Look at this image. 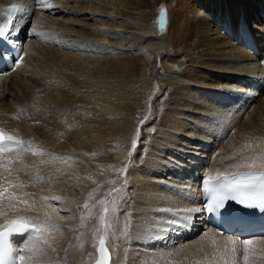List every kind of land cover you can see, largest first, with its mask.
I'll use <instances>...</instances> for the list:
<instances>
[{
  "label": "bare ground",
  "instance_id": "obj_1",
  "mask_svg": "<svg viewBox=\"0 0 264 264\" xmlns=\"http://www.w3.org/2000/svg\"><path fill=\"white\" fill-rule=\"evenodd\" d=\"M96 1L104 0H55L48 5L45 0H0V26L8 24L7 14L19 5L21 12L15 17L13 29H18V34L23 29L26 37L31 38L24 44L27 55L23 64L15 73L0 77V127L25 141L26 147L30 142L33 149H42L59 159L55 165L41 164L39 157L29 152L8 165L16 152L0 155V187H8L9 192L21 198L10 202L5 194L0 199V229L8 221L22 217L39 221L51 217L58 225L54 238H50L56 252L51 253L47 245H41L45 252L37 251L27 264L37 261L59 264L65 258L69 264H92L96 254V249L91 247L94 229L99 225L98 216L103 207L99 201L106 198L112 223L107 240L113 264H165L168 262L166 255L203 243L213 252L211 238L219 242L220 252H223L224 245L234 239L206 228V218L200 211L202 185L199 180L217 173L229 175L264 170L261 166L264 137L244 134L238 124L257 101L256 95L250 97L251 92L262 91L264 67L261 65L262 71L258 73H246L238 69L242 66H235L232 70L237 69L239 77L234 74L228 79H222L221 69L217 70L219 72L206 70L204 76L189 68L208 63L216 69L217 59L225 58V53L231 51L228 45L243 35L239 31L240 24L245 33L254 32L247 33L248 42L254 47L252 51L256 46L260 50L264 44V0H121L124 10L128 9L117 14L124 19L125 33L122 35L116 30L122 26L110 23L107 14L102 22L96 18L100 17L96 14ZM161 3L172 8L176 15L174 21H169L166 7L158 9ZM239 3L247 8L246 20L249 18L254 25L260 23L259 26L248 24L250 28L245 30V15L244 18L243 15L238 19L229 18L230 12L235 13L241 7ZM90 7H93L92 12L88 10ZM149 9L157 10L155 17ZM162 9L167 12L165 30L158 29ZM205 12L212 20L203 17L204 23L200 24L197 15ZM218 15L220 20L216 21ZM18 21H21L20 27ZM106 26L109 31L103 30ZM222 30L231 36L224 35ZM107 37L112 38L117 52L101 43ZM195 38H198V46L192 48L187 43ZM44 40L47 42L43 43ZM129 45L140 53L132 54V48L125 50ZM234 48L241 47L236 44ZM204 53L209 54L207 58L210 59ZM245 55L250 61L258 62L252 54ZM44 62L48 67H43ZM162 64L168 66L165 74H160L164 68ZM135 66L137 72H134ZM151 68L157 71L158 80L165 88L163 99L153 102L161 106L162 124L154 123L156 130L149 138L135 139L146 98L147 71ZM240 71L246 76L239 74ZM207 76L222 80L215 83ZM200 80L206 85L195 84ZM246 82H251L253 87L250 94ZM221 84H225V94L217 90ZM185 86L202 91L207 87V94L202 92L205 99L216 96L221 104L230 102L226 97L238 99L236 92L243 94L240 98H248L237 110L223 111L210 101L208 105L200 100ZM60 97H67L69 101L63 104ZM191 98L195 102H191ZM180 112L198 115L203 120L213 113L217 121L208 122L209 128L214 130L220 124V129L209 133L210 129L201 128L194 142L177 146L185 137L178 136L177 141L173 132H183L184 126L191 124L190 119L194 120L181 117ZM230 112L232 116L228 115ZM233 130L239 131L236 139L244 150L221 152L204 161L209 158L205 148L219 151ZM61 132L63 135L59 134ZM220 135L223 138L219 142ZM132 151H137L141 157L139 163L148 169L147 177L137 174L135 168H127L123 179L114 184L118 192L109 196L106 182L111 184L114 169L126 158L125 152L131 155ZM253 163L255 167H250ZM5 167H11L12 173L5 171ZM77 178L84 179V184L85 179L99 180L100 184L82 186L74 182ZM11 183L25 186L12 189ZM127 187L132 190L128 191ZM130 192L136 196H131ZM113 198L115 214L111 212ZM84 203L89 204V209L83 208ZM81 216L85 217L83 225ZM32 239L33 236L27 243L23 242L24 246L30 245ZM252 240L255 264H258L264 255L261 252L264 238ZM235 241L236 260L233 261L230 253L223 258L217 254L212 264H224L225 260L228 264H243L241 243ZM80 243L84 247L77 249L75 246Z\"/></svg>",
  "mask_w": 264,
  "mask_h": 264
},
{
  "label": "rangeland",
  "instance_id": "obj_2",
  "mask_svg": "<svg viewBox=\"0 0 264 264\" xmlns=\"http://www.w3.org/2000/svg\"><path fill=\"white\" fill-rule=\"evenodd\" d=\"M104 1H106V2H104ZM104 1L103 2L102 1H96L97 2L96 3L97 4L96 5V7H97L96 8V12H97L96 14H98V16H100V17H96V18H98L99 21L102 22L103 19H104L103 17H105L106 14H107V18H108L107 20L110 21V23L117 24L118 26H122V28L121 27L120 28H116V30L118 32H120L121 35H122L123 33H125L124 28H123L124 25L122 23L124 19L121 16L117 15L118 12L121 13L124 10L123 5L120 4V3H122L121 0H119V1H117V0H111V1L110 0L109 1L108 0H104ZM219 1H221V0H219ZM223 2H224V0H223ZM239 6H241L240 7L241 9L240 8L237 9V11H235V13L234 12H230V14H229V18L230 19H238L241 15H243L242 17L244 18V15H245V20H246L247 8L245 6H243L242 4H240V3H239ZM19 7H20L19 5L15 6V8H19ZM163 7H166V9L168 11L169 21H174L175 18H176V15L173 12L172 8H170L167 4H164V3L162 4L161 3L159 5L158 9L160 10ZM88 10L92 12L93 7H90ZM125 10L127 11L128 9L125 8ZM149 10L153 13V16L155 17V15L157 13V10L156 9H149ZM20 12H21V8H19V13ZM94 12H95V10H94ZM100 12H102L104 15L102 13H100ZM188 12H190V11H188ZM19 13H18V15H20ZM250 14H253V13H250ZM219 15L217 16L216 21L220 20V16ZM197 16H198V20H199L200 24L204 23L203 17L210 18V20H212V17L209 14H206V12L204 14H202V13L198 14ZM221 19H223V18H221ZM17 23H18V27H20L21 21H18ZM193 24H194V22H193ZM248 24H249L250 27H252V26H259L258 24H260V23H256L254 25L248 18L246 20L245 30H248V28H250L249 26H247ZM235 25L236 24L234 23L233 24L234 28H235ZM107 28L108 27L106 26V27L103 28V30L109 31L110 29L107 30ZM239 31L241 33L244 32L243 31V24H240ZM248 32L254 34V32H251V31H248ZM222 33L224 35L228 36V33H226V31L222 30ZM247 33L244 32L243 35L239 36V38H235L233 40V42L231 43V45H228V47H232L231 51L229 53H225V58L217 59V68L216 69H212L211 68L212 66H209L208 63H206L204 65H195L197 68H189V70L190 69L195 70V71H197L200 74L205 76V71L206 70H212V71H215V72H219L217 70L221 69L224 72V76L222 77V79H228V76L230 78H232V76H234V74L238 78L239 76L236 75V74H238V73H236L237 69L236 70H232L235 66H242V67H240L238 69L241 70L242 72H246V73H254V72L258 73L260 70L262 71L261 65H263L262 67H264V44H263V47L259 46L261 48L260 50H257L258 47L256 46L255 51H252V50H254V47H253V45L251 43H249L250 41H249V36L247 35ZM257 33H258V31H257ZM244 34H245L246 37L244 36ZM230 36H231V33L229 34L228 37H230ZM239 39H241V40H239ZM197 41H198V38H195V39H192V41L190 43H187V44H189L190 46H192V48H194V47L198 46ZM46 42H47V40L43 41V43H46ZM101 43L104 46L108 47V48L110 47L111 51L117 52L114 49V48H116L115 47L116 45H115L114 42H112V38L110 39L109 37H107L106 39H103V42L101 41ZM212 43H213V41H212ZM236 44H238V47H241V48L240 49L234 48V46H236ZM121 45L122 44H119L118 46H121ZM248 45L252 46L253 49L252 50L249 49ZM129 46L130 47H126L125 50H129V49L131 50V48H132L131 53L132 52L133 53H137L138 49H134L133 48L134 46H132V45H129ZM118 48H120V47H118ZM123 48L124 47H121V49H123ZM139 53H140V51H138V54ZM247 53H250L254 57H257L258 58V62L250 61L249 57H247L245 55ZM128 54H130V53H128ZM204 54H205L206 58L209 56V54H207V53H204ZM237 55L242 56V58H238ZM97 56H99V55H97ZM130 56H131V54H130ZM235 57L238 58V59H235ZM207 59H210V58H207ZM228 63H232L234 66L228 65ZM162 65H163L162 67H164V68H163L162 71H160V74H165L166 71L168 70V66H165L164 64H162ZM190 66L191 65H187V67H190ZM43 67H45V68L48 67L46 62L43 63ZM241 71H240L239 74L242 75L243 73ZM134 72H137L136 66L134 67ZM147 74L149 75V77H148V82H147L146 88L144 89V93L146 95V98L143 99L144 102H143V105H142V113L139 116V120H138V122H139L138 126L139 127H138V129L136 131L137 133L135 135V139L137 137H140V136L145 137V138H149L151 136V133H153L156 130V128L153 127L154 123L157 122L158 125L162 124V113H161L162 110H161V106L154 105L153 102L155 100H157V99L158 100H162L163 99V96H164L163 94H164L165 88H164L163 84L161 83L162 81L158 80L159 79L158 78V73H157V71H155V69L151 68L149 71H147ZM242 76H246V75L243 74ZM207 77L212 79L215 83L217 82V80H222V79H215V78L210 77V76H207ZM244 81L245 80H243V82ZM192 83H194V82H192ZM195 84H197L198 86L206 85V83L203 82L202 80H200L198 83H195ZM245 84H246V88L247 89L246 88H244V89H246L247 93L250 94V92H251L250 89H253V87L251 86V82L250 83L246 82ZM61 87H62V84H61ZM185 87L187 89H189L194 95H196L200 100L204 101L208 105H209V101H210L211 103L214 104V107H216V105H217V106L221 107L219 109H221V110L223 109V111H225V110L226 111H231V109L235 110L238 106H241V105L245 104V102H246V100L248 98V97L240 98L241 96H243V94H236L237 93L236 92L235 96H238V99H237V97H236V100L235 99H230L229 97H226V98H228L230 100V102L224 101L221 104V103H219L217 101V97L216 96L208 97L207 100L205 99L206 96H204V95L207 94V93H205L207 91V89H208L207 87L203 88L205 91H202V89H192L189 86H185ZM219 87H220V89H217V90H219L221 94H225L226 90L223 89L225 87V84L224 85L221 84V85H219ZM234 90H237V89H234ZM202 92H204L203 93L204 95H202ZM242 93H244V92H242ZM253 95L257 96L256 97L257 101L255 102L254 107L247 109L245 117H243L240 120H238V124L241 126L242 131L244 132V134H249L251 137H258V136L264 137V85H263L262 91L260 93L251 92L250 97H252ZM60 101L63 104H65L66 102L69 101V99L67 97H60ZM191 102H195V100H193L191 98ZM238 102H240V105H239ZM224 107H226V108H224ZM232 107H234V108H232ZM48 112H50V109L48 110ZM232 113L233 112H230V113H228V115L232 116ZM180 114H181L180 115L181 117H186L188 119L193 117L194 120L190 119L191 120V122H190L191 124H189V126H184V128L182 129L183 132H180V131H174L173 132L174 133L173 136L176 137L177 141H178V136H184L185 137V140H180V142L178 141V145L177 146L183 147L182 146L183 144L192 143V142H189V141H193L194 142V140L197 139V138H195L196 133L198 131H200L201 128L210 129L209 133L218 132V130L220 129V124H217L215 126L214 130H212V128H209L208 122L216 123V121H217V119L215 118L216 115H214L213 113H210L211 115H213V116L210 117L212 119L206 118L205 120H203L200 117H197L198 115H194V114H191V113L185 114L184 112H180ZM246 130L249 131L250 133H248ZM140 132H142V133H140ZM59 134L63 135V132H61ZM238 134H239V131H236V132H235V130L231 131L229 137H227L225 139L224 143H222L223 145L221 146L219 151L217 149H215V151L212 152L210 149L207 150L205 148V150H206L205 151L206 152L205 155H208L209 158H207L204 161H207L208 159H211L212 157L216 156V154L217 155L221 154V152H233V151L239 152V151L244 150V147L242 146L241 142L236 139V136ZM222 138H223V136L220 135L218 137V141L220 142V140ZM150 146H152V144ZM107 147L109 149L110 146H107ZM132 152L133 153L131 155H129L127 152H125L126 158L124 159V161L122 162V164L120 166H118L117 168L114 169L113 178H112L111 184L107 183V182L105 184V186H106V194L111 192V193H113L115 195V192H118L119 189H115L114 188V184L119 182V181H121L123 179L124 173H125L127 168L128 169L135 168V169H137V174L142 175L144 177H147L148 169L144 167V164L141 165L139 163L141 157L138 156L137 151H132ZM47 157L49 158V160H47L48 159ZM40 160L53 161V162L50 163V165H55V162L59 161V159H57V158L54 159V156H50L48 152L45 153V156L39 157L38 158V162H40ZM162 174H165V173L163 172ZM203 176H206V175H203ZM74 182L76 184H81L82 186H86V187H88V186L85 185V184H88V183H93L91 186H93L95 184L99 186V184H100L99 180H95L94 181V180H91V179H85L86 183L84 184V179H82V178L74 179ZM66 183H68V182L66 181ZM94 188H95V186H94ZM127 189H128V191L132 190V188H130V187H127ZM130 194L133 197L136 196V194L133 193V192H130ZM178 218H181V217L179 216ZM166 256L168 257V262L165 263V264H194V261H197V260L202 261L204 263H207L208 261H212V260L218 258L217 256H213L212 250L210 248H208L204 243H203V245L197 244V245L191 246L190 248L187 247V250L178 251L177 253H175L173 255H166ZM242 263H243V261H242ZM257 263L258 264H264V259L258 261ZM41 264H46V263H41Z\"/></svg>",
  "mask_w": 264,
  "mask_h": 264
},
{
  "label": "snow or ice",
  "instance_id": "obj_3",
  "mask_svg": "<svg viewBox=\"0 0 264 264\" xmlns=\"http://www.w3.org/2000/svg\"><path fill=\"white\" fill-rule=\"evenodd\" d=\"M12 21L8 20L7 27L0 26V36L4 35L5 32L11 29ZM39 35V34H38ZM5 53H0V57H3ZM24 53L20 52L15 56L13 67H18L23 60ZM25 141L17 139L13 135L5 133L0 130V154L16 152V156L7 162L11 165L14 160L20 159L22 154L29 153L33 157H43L45 155L44 150L36 148L33 149L30 142H28L27 147L25 146ZM64 159V158H60ZM41 164L51 163V161L40 160ZM250 167H255V163L249 165ZM261 166H264L262 163ZM27 167V166H25ZM9 174L12 173L13 169L11 167H5L4 169ZM218 182V183H217ZM127 182L125 181V184ZM25 185L22 183H11L9 185L12 189L23 188ZM205 190L210 194L211 204L207 205L209 211L218 210L223 207L224 202L228 200L237 201L240 204H244L247 207H258L264 209V174L260 175H234V176H223L221 173H217L215 176H209L207 182L205 183ZM7 194L8 200L20 201V197L16 196L14 193L9 192L8 187H0V199L5 197ZM112 196L113 193H108ZM54 199L59 200V197ZM27 203L26 201H21ZM102 205V212L98 216L99 225L94 229L95 237L94 243L91 247L96 249V254L94 257L95 264H113L111 259V253L108 249V229L112 227V223L109 220V201L101 199L99 201ZM113 207L111 212L115 214L117 212L115 205V198L111 201ZM83 208L85 210L89 209V204L84 203ZM47 215V214H46ZM90 215V214H89ZM63 219V217H61ZM85 217L81 216V225H83ZM3 231H0V264H27L28 259L31 258L37 251L41 254L45 252V249L41 245H47L51 250V253H55L56 249L52 247L50 243V238L53 237V233L58 230V225L52 222L51 217L44 221H39L38 219L32 218H19L15 220H10L6 225H4ZM13 233H31L34 237L33 242L30 245H25L18 251L12 248L6 238L10 237ZM242 252H243V264H255V251L253 250L254 241L251 239H245L241 242ZM228 244L231 248H228ZM211 246L214 248L213 256L217 254L221 258L231 254L233 261L236 260L237 256V245L235 240H229L227 244L224 245V251L220 252L219 242L215 238H211ZM77 249H82L84 247L83 243L75 246ZM264 253V250H261ZM91 256V254H90ZM75 256H73V259ZM264 259V255L261 256ZM59 264H69L67 258L60 261ZM194 264H204L202 261H194ZM207 264H212V261H208ZM224 264H228L227 260Z\"/></svg>",
  "mask_w": 264,
  "mask_h": 264
},
{
  "label": "water",
  "instance_id": "obj_4",
  "mask_svg": "<svg viewBox=\"0 0 264 264\" xmlns=\"http://www.w3.org/2000/svg\"><path fill=\"white\" fill-rule=\"evenodd\" d=\"M159 30H165L166 29V23H167V12L165 9H162L160 16H159Z\"/></svg>",
  "mask_w": 264,
  "mask_h": 264
}]
</instances>
